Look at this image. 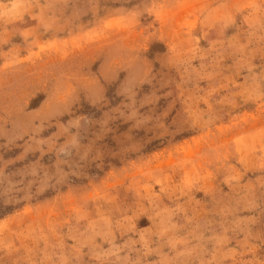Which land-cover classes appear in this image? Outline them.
Returning a JSON list of instances; mask_svg holds the SVG:
<instances>
[{"label": "rangeland", "instance_id": "374dc122", "mask_svg": "<svg viewBox=\"0 0 264 264\" xmlns=\"http://www.w3.org/2000/svg\"><path fill=\"white\" fill-rule=\"evenodd\" d=\"M0 264H264V0H0Z\"/></svg>", "mask_w": 264, "mask_h": 264}]
</instances>
